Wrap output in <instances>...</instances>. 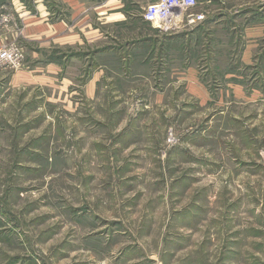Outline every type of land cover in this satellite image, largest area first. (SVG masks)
<instances>
[{
    "label": "rangeland",
    "instance_id": "1",
    "mask_svg": "<svg viewBox=\"0 0 264 264\" xmlns=\"http://www.w3.org/2000/svg\"><path fill=\"white\" fill-rule=\"evenodd\" d=\"M211 1L167 37L105 12L99 47L49 55L12 30L46 0H0L25 53L0 68V264H264V35L238 10L264 0Z\"/></svg>",
    "mask_w": 264,
    "mask_h": 264
},
{
    "label": "crops",
    "instance_id": "2",
    "mask_svg": "<svg viewBox=\"0 0 264 264\" xmlns=\"http://www.w3.org/2000/svg\"><path fill=\"white\" fill-rule=\"evenodd\" d=\"M102 1V2H101ZM157 0H46V7L44 5V14H34L26 16L21 22L20 27L13 26L12 30L20 31L22 34V39L35 40L44 39V44H47L49 49V55L55 53L57 49L60 50H70L76 49V51L81 50L85 44L92 47H99L100 42L106 40V36L103 34V27L106 24L114 27L112 23V18L115 14L111 15V18L103 19L105 12H116V11H140L144 10L148 5L155 3ZM54 2V6L52 5ZM211 0H206L204 3L199 1V6L196 8L197 12H204L206 14V19L209 15L213 13L214 5L211 4ZM48 5V6H47ZM212 5V6H211ZM262 7L257 9L258 7ZM49 7V8H48ZM63 9L64 11H69V15L66 18L55 17L56 9ZM48 8V9H47ZM239 11L251 10L250 15L241 16L242 26H244L245 35L243 34L242 39H258L264 35V3L255 6V3L251 4L248 2H242ZM258 11V13H256ZM251 16V17H249ZM246 18V19H245ZM248 18V19H247ZM251 19V23H250ZM259 20L258 24H255ZM116 23V19H114ZM247 21V22H246ZM145 24H149L143 20ZM150 25V24H149ZM108 27V26H107ZM153 28V27H152ZM155 33H160L162 35L170 36L176 35L180 32L164 33L155 28ZM18 34V33H17ZM140 37V36H139ZM174 39H169L166 42H173ZM157 47L162 46L160 41H157ZM149 42L142 43L143 48ZM170 44V43H169ZM154 51V56H157L158 50ZM160 49V47H159ZM149 51V50H146ZM146 59L148 57L147 52ZM152 53V51H150ZM149 53V55H151ZM253 53L247 51L244 55L243 61L250 63L251 56ZM62 67L54 62L47 63L44 66V77H50V79L56 80L55 77L59 73L63 72ZM65 71V74L68 73ZM46 79V78H45ZM96 81V80H95ZM24 82V81H23ZM92 90L95 91V88ZM93 91V92H94Z\"/></svg>",
    "mask_w": 264,
    "mask_h": 264
},
{
    "label": "built area",
    "instance_id": "3",
    "mask_svg": "<svg viewBox=\"0 0 264 264\" xmlns=\"http://www.w3.org/2000/svg\"><path fill=\"white\" fill-rule=\"evenodd\" d=\"M198 6L199 0H157L144 9L142 19L164 33L196 30L206 21V14L196 11ZM24 63L25 53L16 42L0 48V68L20 70Z\"/></svg>",
    "mask_w": 264,
    "mask_h": 264
}]
</instances>
